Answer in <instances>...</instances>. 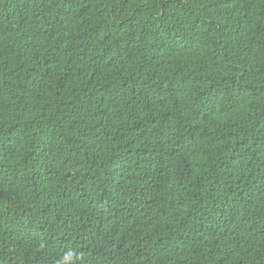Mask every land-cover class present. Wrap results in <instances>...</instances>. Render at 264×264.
<instances>
[{
    "label": "trees",
    "instance_id": "16d2710c",
    "mask_svg": "<svg viewBox=\"0 0 264 264\" xmlns=\"http://www.w3.org/2000/svg\"><path fill=\"white\" fill-rule=\"evenodd\" d=\"M69 249L264 264V0H0V264Z\"/></svg>",
    "mask_w": 264,
    "mask_h": 264
},
{
    "label": "clouds",
    "instance_id": "9594fccd",
    "mask_svg": "<svg viewBox=\"0 0 264 264\" xmlns=\"http://www.w3.org/2000/svg\"><path fill=\"white\" fill-rule=\"evenodd\" d=\"M70 258L73 260L74 264L76 261L83 262L84 260L83 253H78L75 249H69L57 260L56 264H66Z\"/></svg>",
    "mask_w": 264,
    "mask_h": 264
}]
</instances>
